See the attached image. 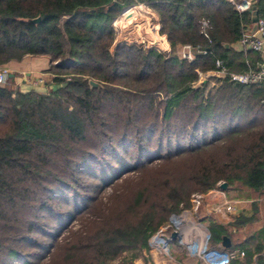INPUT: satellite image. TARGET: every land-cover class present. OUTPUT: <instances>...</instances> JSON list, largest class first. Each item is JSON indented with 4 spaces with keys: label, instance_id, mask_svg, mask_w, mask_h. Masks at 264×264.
<instances>
[{
    "label": "trees",
    "instance_id": "16d2710c",
    "mask_svg": "<svg viewBox=\"0 0 264 264\" xmlns=\"http://www.w3.org/2000/svg\"><path fill=\"white\" fill-rule=\"evenodd\" d=\"M139 3L157 15L167 54L134 44L109 50L114 19ZM252 5L264 20V0ZM36 17V23L26 21ZM200 19L208 22L209 42ZM249 21L228 0H0V67L46 56L54 87L21 90L14 76L0 85V264H35L39 255L23 247L46 254L54 247L38 242L37 236L54 235L43 229L45 214L56 231L70 216L68 209L55 211L52 194L67 193L73 212L97 205L89 191L78 192L88 162L100 169L101 183V170L112 172L110 182L137 174L123 179L127 187L78 234L69 248L77 264H108L122 253L129 263L141 258L170 215L191 208L192 195L220 182L249 196L252 213L235 217L230 232L208 222L207 246L223 234L232 243L244 226L242 236L252 248L237 249L242 257L263 250L257 240L264 239V222L258 230L253 223L264 213V81L231 84L212 77V83L195 85L197 71L210 70L216 58L229 71L254 68L259 53L230 47ZM184 44L207 53L180 59L175 51ZM88 80L100 87H89ZM220 112L224 120L215 119ZM174 118L180 124L169 125ZM152 138L155 143H142Z\"/></svg>",
    "mask_w": 264,
    "mask_h": 264
},
{
    "label": "rangeland",
    "instance_id": "374dc122",
    "mask_svg": "<svg viewBox=\"0 0 264 264\" xmlns=\"http://www.w3.org/2000/svg\"><path fill=\"white\" fill-rule=\"evenodd\" d=\"M126 7H129V6H126ZM123 9H121L119 15L114 19L112 23V28L114 30V37L109 47V50L112 51L113 48L118 44H134V45L140 46L143 49H153L154 51L162 53L163 55L167 54L169 51V47H168V50L166 51L161 49V48H165L166 44L163 43L164 46L163 45L161 46L162 43L159 40V36L161 35H159L158 33V27L157 29H154L156 20L154 18L153 11L150 9L147 10L146 8L144 9L142 7L135 8V7H132L131 5L130 7L131 14H129V16H127L128 15L127 14L126 17H124V15H122L121 13ZM175 54L181 59L178 53V49L175 51ZM12 68L25 72L27 71L29 66L27 64L26 65L23 64L22 62V63H19L17 67L15 65ZM19 76H21V78L23 79H26L23 74ZM31 77H34V76H31ZM36 77L39 78L38 76ZM36 77L33 78V80H35ZM205 81H210L212 83L213 79L210 76H202L201 78L198 77L195 85H198ZM37 84L42 85L44 84V81L43 83H37ZM34 85L33 87H35ZM44 86L45 84L42 85L41 88L44 89ZM49 88H54V87L52 85V87H49ZM214 117L215 119L224 120L223 116L221 115V112L216 113ZM113 120L114 119H112L111 121ZM178 124H180V121L179 119H175V118L172 119L169 123V125L171 126H176ZM142 128L143 126L141 125L137 126V130L142 131ZM118 137L119 136L112 137V142L114 141V139ZM142 143H155V141L152 138L151 141L149 139H146V141L143 140ZM179 143H182V141L180 140ZM119 154L122 156L121 158H123L126 162L129 161L130 157H128V155H126L124 152L119 153ZM108 163L111 168L115 169V171H118V169H120L119 166H117V163H114L112 160L109 159ZM86 168L89 171L88 172L89 176L85 175L84 173L80 174L79 180L81 184L78 188V192L79 194H81V192L86 193V191L87 192L89 191V194L97 199V205L95 204L92 208L90 207L89 209L79 208V210H77L78 207H76V211L73 212L72 210L73 200L67 195V193L65 194V192H62L63 193L62 198H61L62 193L60 192L52 194V202L54 205L52 207L55 209V211L56 210L61 211V210L68 209L69 210L68 215L70 216V219L63 221V225L58 229V231H56V224L53 222L51 214L50 213L45 214L44 216L45 226L43 227V229L44 231H47L48 234L53 233L54 235L53 237H45V238L41 236H37L38 242L43 243L45 246L53 242L55 243L52 249L47 248V251H49L48 254H46L45 250H37L35 248H31V246L23 247L25 252L27 251L29 253L39 255L40 258L37 261H35V264H77L79 263L75 261L74 254H71V252L69 251V248L74 246V243L76 241V238L78 237V234L82 233V231L85 230V227H87V224L89 221L99 218L100 216L99 211L101 209H104V206L107 203L111 204V201H112L111 196L114 193H117V192L121 193L122 189L123 188L125 189L127 187L128 184L123 182V179L132 178L133 176L137 174V173L135 174L128 173L122 176V180L117 179L115 181L110 182V178L114 176L112 172L110 173V171L108 170V172L105 171L104 173L103 170H101V174H103L104 177H106V181L101 183L98 179H96V177H98L97 175L100 169H98L91 162H88V164H86ZM68 207H70V209ZM115 207L116 209H118V207L120 206L116 205ZM263 214L264 213L262 212L257 218H255V221L253 223L254 228L257 230H258L257 227H260L261 222H264ZM262 241L264 245V239ZM206 249H208L207 245H205L204 251ZM186 250H187L186 246L182 243H179V247H174L172 250L170 249V252L173 251L174 254L178 253V255L180 254L181 256L184 257L188 253V251ZM262 251L264 253V249ZM135 260H132V262L129 263V254L122 253L119 257L108 262V264H137V261L135 262Z\"/></svg>",
    "mask_w": 264,
    "mask_h": 264
},
{
    "label": "crops",
    "instance_id": "0c3cea01",
    "mask_svg": "<svg viewBox=\"0 0 264 264\" xmlns=\"http://www.w3.org/2000/svg\"><path fill=\"white\" fill-rule=\"evenodd\" d=\"M153 14L156 20L155 23L158 27L157 15L154 12ZM161 37L163 38L161 39L159 37L160 42L166 44V47L161 49L166 51L168 50V45L164 35H161ZM230 47L238 52V49H235V43H232ZM22 62L29 66L27 71L22 72L12 68L15 65L17 67V65ZM19 63H13L11 67L10 65L8 66L14 74V79L16 80L15 86H18L21 90L36 89L38 92H45L49 87H52V75L45 71L48 66V57L27 56ZM246 63H248L247 59ZM21 74H23L26 79L21 78V76H19ZM35 75L43 79L45 84L44 89L41 88L44 84L34 85L32 83L33 78L36 77ZM33 85L35 87H33ZM200 201L204 204L205 214L201 212L200 208L195 209L191 206L189 209L182 210L178 215H170L168 224L161 227L156 235L154 234L152 236L154 244L150 243L151 238H149V249L142 252L143 256L137 258L135 262L137 261V264H231L230 261L226 260L229 247L233 246L235 250H249V248H252V244L247 241L246 237L242 236V231L244 230V226H242L234 233L236 236H234L235 238H233L232 243L227 235H222L229 239L230 245L228 248H223L220 245V239L219 243L214 246H207L208 249L200 255H196L194 248L198 247L201 243V240L197 237L195 232L197 227L206 231L204 242H206L207 245L209 235L207 229L208 222L223 226L227 229V232H230L231 228L227 227V225L231 223L235 217H249L252 213V199L246 195L239 196L236 192L229 190L228 186L225 190H221L217 186L214 189L208 190L206 193L200 195ZM227 202L233 204V210L230 212L225 210V204ZM173 231L179 233L178 237H175V239L170 238V233ZM261 239L259 237L257 242H263ZM174 241H176L177 245L174 244ZM179 243L184 244L187 249L186 251H188L187 255L184 257L180 254L178 255V253L174 254L173 251L170 252V249L172 250L174 247H179ZM189 243H192L193 247L188 246L190 245ZM263 257L264 253L261 249L257 253H252L251 256L246 255L245 257H238L232 264H264Z\"/></svg>",
    "mask_w": 264,
    "mask_h": 264
},
{
    "label": "built area",
    "instance_id": "2783aa9c",
    "mask_svg": "<svg viewBox=\"0 0 264 264\" xmlns=\"http://www.w3.org/2000/svg\"><path fill=\"white\" fill-rule=\"evenodd\" d=\"M228 1L233 5V9L237 13L247 12L250 16L251 6L254 0H228ZM130 7L131 6L125 7L121 12L122 15L125 16V14L130 12L131 10ZM132 7H135V8L142 7L148 10V7L142 3H139L137 5H132ZM256 25H257L256 30L252 34L248 35L246 33L247 23L243 24V27L240 32V36L234 42L236 46L235 49H238V51H241L243 53L247 51L259 53L260 58H259V61L255 64L254 68H248L247 70L243 72L229 71L223 65L221 60L216 58L214 59L213 67L210 70L206 72L197 71V76L199 78H201L202 76H210V77H214L218 79H226L231 84H253V83H260L264 81V20L262 18L257 17ZM208 27L209 25H208L207 20L205 19L199 20L200 32L202 33L203 37L206 38L207 41L209 42L207 32H206ZM178 53L182 59H185L187 61H192L195 54L204 55L207 53V50L199 46L191 47L188 44H184L179 47ZM10 73L11 71L8 66L0 67V85H4L7 82V78ZM32 83L33 84L43 83V79L41 77L36 78L35 80H33ZM190 202H191V206L196 209L200 202V195H192L190 198ZM225 210L227 212L232 211L233 204L231 202H227L225 204ZM152 236L150 237L151 238L150 243L154 244ZM162 236H165V235H162ZM189 244L190 245L188 246L193 247L192 243H189ZM205 245H206V242H204V248L202 250H198V247L194 248L195 254L200 255L201 253H203L205 249ZM242 256H243L242 251H238V250L228 251L226 254V260L230 261V260L235 259L236 257H242Z\"/></svg>",
    "mask_w": 264,
    "mask_h": 264
},
{
    "label": "water",
    "instance_id": "95a60500",
    "mask_svg": "<svg viewBox=\"0 0 264 264\" xmlns=\"http://www.w3.org/2000/svg\"><path fill=\"white\" fill-rule=\"evenodd\" d=\"M256 20H257V11H256V8L254 5L251 6V11H250V21L249 23L247 24L246 26V33L249 35V34H252L255 30H256ZM27 22H30V23H36L39 21V17H36L34 19H26ZM223 47H227V44L226 43H223L222 44ZM14 74L10 73L8 75V77H13ZM88 86L91 87V88H98L100 87V85L94 81H91V80H88ZM217 187L221 190H225L227 188V184L225 182H220L218 183ZM197 208H200L201 212H203L204 214L206 213L205 211V208H204V204L200 201ZM196 208V209H197ZM175 237H178V233L173 231L170 233V238L171 239H175ZM220 245L223 247V248H228L229 245H230V242H229V239L226 237V236H222L221 237V241H220Z\"/></svg>",
    "mask_w": 264,
    "mask_h": 264
},
{
    "label": "bare ground",
    "instance_id": "6f19581e",
    "mask_svg": "<svg viewBox=\"0 0 264 264\" xmlns=\"http://www.w3.org/2000/svg\"><path fill=\"white\" fill-rule=\"evenodd\" d=\"M128 14V15H127ZM127 14H125V16L124 17H126V15L127 16H129V14H131V12H128ZM154 29H157V24L155 23V25H154ZM161 39L163 38V37H161V36H159ZM156 41V40H155ZM158 42V41H157ZM158 44V43H157ZM159 45H160V43H159ZM163 45V43L161 44V46ZM196 232V235H197V237L201 240V243L199 244V246H198V250H202L203 248H204V241H205V237H206V231L205 230H203L202 228H199V227H197V230L195 231Z\"/></svg>",
    "mask_w": 264,
    "mask_h": 264
}]
</instances>
